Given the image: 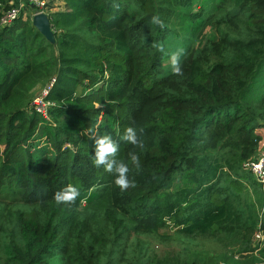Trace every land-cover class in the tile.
<instances>
[{"label": "trees", "instance_id": "1", "mask_svg": "<svg viewBox=\"0 0 264 264\" xmlns=\"http://www.w3.org/2000/svg\"><path fill=\"white\" fill-rule=\"evenodd\" d=\"M11 1L0 0V198L37 207L18 212L21 241L4 244L5 264L121 262L125 252L116 259L103 234L83 233V202L111 211L117 226L156 232L171 222L187 236H253L242 208L246 177L227 171L257 157L264 139V0H66L65 11L48 13L54 41L23 12L3 26ZM177 13L188 23L181 34ZM154 15L166 29L150 23ZM209 26L216 35L207 36ZM188 36L176 76L165 59L172 39ZM53 78L45 117L29 91ZM129 126L143 129V150L120 139ZM92 131L119 143L116 159L129 165L134 188L121 191L114 174L95 167ZM70 184L80 197L58 205L55 193Z\"/></svg>", "mask_w": 264, "mask_h": 264}, {"label": "rangeland", "instance_id": "2", "mask_svg": "<svg viewBox=\"0 0 264 264\" xmlns=\"http://www.w3.org/2000/svg\"><path fill=\"white\" fill-rule=\"evenodd\" d=\"M16 6L22 8L23 16L25 19L31 18L33 20L36 14L41 13V9L30 5L26 0H13ZM48 4H51L49 0ZM206 4L211 5L210 0H201ZM50 6L44 13H48ZM33 22V21H32ZM188 23L180 13H177L173 18V27L178 31L183 32ZM207 36L212 37L217 34V31L212 26L206 29ZM188 35L189 32L186 31ZM188 40L181 41L179 38L172 39L170 43V54L166 56L165 63L170 65V55L178 48H185L192 36H188ZM204 40V41H200ZM200 43V50L205 46L206 39L196 41V45ZM170 68V67H169ZM51 82V80H50ZM48 82H38L29 91L31 102L36 97H41L43 91L47 88ZM47 116V115H46ZM49 116V114H48ZM264 138V130L260 132ZM230 150V147H226ZM264 149V139L259 144L256 155L260 150ZM256 157V156H255ZM235 169H228L229 174L236 175L241 173L246 178L243 179L245 183V190L242 192V208L244 209V221L248 226L256 224L253 236L250 239L247 237L245 231L236 234H225L219 231H214L210 234H195L187 236L178 233L176 228L171 222L156 232H148L142 229L133 227L132 224L123 221L122 224L116 225L111 221V211H104L100 208H88L85 202L77 207L78 221L79 217L83 221L82 231L86 236H91L92 231L96 234H103L101 238L107 239L108 249L111 248L117 252L113 253L116 259L121 257L125 252V258L118 264H262L264 262V244L258 248L253 246L254 235L260 223V219L264 218V194L254 178L245 171L243 165H235ZM185 180V178H182ZM249 180V181H247ZM228 179L224 180L226 183ZM248 182V183H247ZM184 182L177 181L178 185H183ZM35 203H26L24 201H14L7 192L0 198V264H5L4 244L8 243L15 238L20 242V232L17 227L18 218L17 214L20 211H30L35 209ZM119 215V213L117 214ZM263 216V217H262ZM116 226V227H115ZM64 232H69L68 240H72L74 233L68 226L65 227ZM129 230V231H127ZM120 242V245H117ZM124 254V255H125ZM110 257H106L107 261ZM59 264H69L66 259L59 260ZM58 263V262H56ZM55 263V264H56ZM115 264H117L115 262Z\"/></svg>", "mask_w": 264, "mask_h": 264}, {"label": "clouds", "instance_id": "3", "mask_svg": "<svg viewBox=\"0 0 264 264\" xmlns=\"http://www.w3.org/2000/svg\"><path fill=\"white\" fill-rule=\"evenodd\" d=\"M115 8H119V4L113 5ZM152 25L159 27L161 30L166 29L167 25L159 15H154L150 21ZM153 48H156L160 52H164L163 44L159 42H153ZM167 54V53H166ZM186 49L181 47L170 55V63L172 73L176 76H182V58L186 57ZM143 129L138 130L134 126H129L123 136L120 138L122 141L127 142L134 146V148L144 149L145 145L141 138ZM89 139L94 142V159L93 163L95 167L101 168L108 173L114 174V183L121 191H126L129 188L136 186L134 178H130L131 169L127 163L123 160H117L116 157L119 153V143L115 141L111 135H97L95 131H92ZM131 164L135 166L137 172L140 171L139 156L135 151L128 153ZM80 197L79 189L74 185H68L63 190L55 193L54 199L58 205L64 204L69 207L76 204Z\"/></svg>", "mask_w": 264, "mask_h": 264}, {"label": "built area", "instance_id": "4", "mask_svg": "<svg viewBox=\"0 0 264 264\" xmlns=\"http://www.w3.org/2000/svg\"><path fill=\"white\" fill-rule=\"evenodd\" d=\"M30 5H34L35 7H38L41 9V13L45 12V10L48 8V2L46 0H26ZM11 5L13 6L10 10H7L2 18V25L6 26L11 24L16 18H18L22 12V8L19 6H16L11 1ZM48 14V13H46ZM56 78H53L51 82L48 84L47 88L43 91V95L41 97H36L32 102L31 106L35 108V110L41 114H43L45 117H49L48 109L52 105L51 102L46 100V97L48 95V92L50 88L53 86ZM47 115V116H46ZM244 168L246 171L250 172L254 179L258 182L263 194H264V149L260 150L257 157L247 160L244 163ZM262 215H264V212H262ZM263 217V216H262ZM264 244V230L259 225L255 235H254V244L253 246L255 248H258L257 250H260L259 246H262ZM264 263V262H263Z\"/></svg>", "mask_w": 264, "mask_h": 264}, {"label": "water", "instance_id": "5", "mask_svg": "<svg viewBox=\"0 0 264 264\" xmlns=\"http://www.w3.org/2000/svg\"><path fill=\"white\" fill-rule=\"evenodd\" d=\"M32 21H33V25L42 34H44L49 40L54 41L53 29L48 14L44 12L36 14Z\"/></svg>", "mask_w": 264, "mask_h": 264}, {"label": "crops", "instance_id": "6", "mask_svg": "<svg viewBox=\"0 0 264 264\" xmlns=\"http://www.w3.org/2000/svg\"><path fill=\"white\" fill-rule=\"evenodd\" d=\"M48 1V0H46ZM52 2L50 4L49 12H58V11H65L66 10V0H49Z\"/></svg>", "mask_w": 264, "mask_h": 264}]
</instances>
